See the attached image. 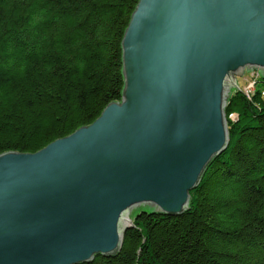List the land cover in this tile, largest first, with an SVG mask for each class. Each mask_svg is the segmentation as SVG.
<instances>
[{"label":"water","instance_id":"water-1","mask_svg":"<svg viewBox=\"0 0 264 264\" xmlns=\"http://www.w3.org/2000/svg\"><path fill=\"white\" fill-rule=\"evenodd\" d=\"M123 89L36 154L0 155V264L115 257L134 216L176 217L229 144L235 77H264V0H139Z\"/></svg>","mask_w":264,"mask_h":264},{"label":"trees","instance_id":"trees-1","mask_svg":"<svg viewBox=\"0 0 264 264\" xmlns=\"http://www.w3.org/2000/svg\"><path fill=\"white\" fill-rule=\"evenodd\" d=\"M138 1L0 0V155L36 154L121 100V39ZM258 83L250 99L229 95L228 147L189 209L140 212L119 253L88 264H264V77Z\"/></svg>","mask_w":264,"mask_h":264},{"label":"rangeland","instance_id":"rangeland-1","mask_svg":"<svg viewBox=\"0 0 264 264\" xmlns=\"http://www.w3.org/2000/svg\"><path fill=\"white\" fill-rule=\"evenodd\" d=\"M260 79L261 76L258 70H251V71L244 70L243 75L241 77L236 76L235 79L233 80L236 84V87L231 94L238 91L244 92V90L248 89L249 87H254V89H256Z\"/></svg>","mask_w":264,"mask_h":264},{"label":"built area","instance_id":"built-area-1","mask_svg":"<svg viewBox=\"0 0 264 264\" xmlns=\"http://www.w3.org/2000/svg\"><path fill=\"white\" fill-rule=\"evenodd\" d=\"M254 92H255L254 87H249L248 89L244 90V92H242V93L244 94V96L247 99H250L253 96ZM261 97L264 98V91H262V96ZM229 119L232 120V121H234L236 119V115L235 114H231L229 116Z\"/></svg>","mask_w":264,"mask_h":264},{"label":"bare ground","instance_id":"bare-ground-1","mask_svg":"<svg viewBox=\"0 0 264 264\" xmlns=\"http://www.w3.org/2000/svg\"><path fill=\"white\" fill-rule=\"evenodd\" d=\"M261 95H262V92H261Z\"/></svg>","mask_w":264,"mask_h":264}]
</instances>
